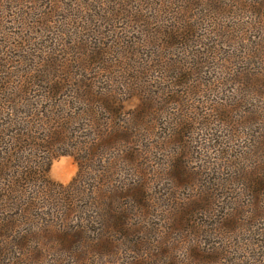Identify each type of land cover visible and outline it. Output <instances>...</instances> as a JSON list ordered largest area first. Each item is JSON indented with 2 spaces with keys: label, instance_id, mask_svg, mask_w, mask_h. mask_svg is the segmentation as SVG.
I'll use <instances>...</instances> for the list:
<instances>
[{
  "label": "rangeland",
  "instance_id": "obj_1",
  "mask_svg": "<svg viewBox=\"0 0 264 264\" xmlns=\"http://www.w3.org/2000/svg\"><path fill=\"white\" fill-rule=\"evenodd\" d=\"M54 83L63 93L39 110L28 107L44 96L15 90ZM85 83L116 93L121 114L91 104L96 112L80 117L97 100L75 92ZM59 100L79 119L67 145L31 152L47 156L50 179L81 178L87 199L100 176L109 175L104 187L141 178L148 216L136 214L118 247L88 257L54 244L68 225L54 202L37 220L4 219L40 194L27 185L4 203L19 175L4 174L3 136L0 264H264V0H4L0 138L22 123L35 131ZM87 243L81 250L92 252Z\"/></svg>",
  "mask_w": 264,
  "mask_h": 264
},
{
  "label": "trees",
  "instance_id": "obj_2",
  "mask_svg": "<svg viewBox=\"0 0 264 264\" xmlns=\"http://www.w3.org/2000/svg\"><path fill=\"white\" fill-rule=\"evenodd\" d=\"M3 6L4 0H0V10L1 8L3 9ZM35 88L40 89L35 90ZM24 89L25 90H23L21 86L17 87L15 90L18 92V95L37 92L45 97V99L37 104V107H28V109H32V111L39 110V107H41L39 105L42 103L51 105L53 101H51V104H49L48 101L53 100L54 97H58V95L64 91L58 83L47 86L39 85L35 86L34 89L29 85L24 87ZM75 92H79L81 96L97 99L96 102L92 100L91 103L90 101L86 103V107L89 106V108L78 110L80 117L83 116L81 114H86V112H96L93 110L94 107H92L91 104L98 105L103 112L110 115H120L123 110L121 102L117 99L116 93L113 95L108 91L105 92L99 87L93 86L91 83L82 84V87L77 90L75 89ZM63 101L64 102L58 101L54 108L55 112H53L54 104L49 108V113L53 116L48 119L40 118L39 125H35L34 127L35 131L28 130V128L26 129L25 124L22 123L24 128L20 127L18 130H14L17 131V133L14 134L12 133L14 131H9V129H7V132H4V135L1 136L0 139L4 136L3 140L5 144L8 141V145L5 147V155L3 153L7 160L4 164V174L9 177L11 175V169H13V175H19L15 180L17 186L14 188L8 186V188L4 189V203L5 199L8 200V198H6L7 195H17V197H19L18 194H23V191L28 189L26 188L27 185L36 187V192L40 194L36 197L33 196L29 202L25 201V204H21L19 207L15 208L16 211L14 213H4V219L6 218L5 216L9 219L14 218L15 215V218L20 217L23 221L28 219V216L33 220H37L36 218H42L44 216V207L49 203L52 205L54 202L52 206L56 207V212L63 216V220L68 221L66 227L63 226V229L56 231V236H53V238L56 237L54 244L64 246L66 248V253H76L84 255V257L106 255V253H109L107 249L115 248L116 245L118 247L120 243L125 242V240L131 237L133 232L132 228H134L136 224L134 223L136 214L140 215V217L144 216V218L146 215L148 216V198L146 196L147 183L141 178L138 180L126 178L121 181L117 179L113 186L104 187L102 185L103 177L109 178V175H103L100 176L98 182L92 185V189L90 190L91 196L87 195L86 199V197H83V194H85V187L81 184V178H75L72 183L67 186L53 182L48 175L51 163L46 158L47 156L45 157V154L41 155L37 152L36 154H31V152L33 150L35 151V149L39 150L43 148L50 153V150H54L58 146L62 147L63 145H67L65 144L67 141L74 139L71 134V128L78 121L79 117H77L75 113L71 112L70 114L66 112V108L63 104H65L67 100ZM99 140H104V148L109 145L106 141L104 130L100 132ZM13 141L18 142L16 146L13 144ZM41 142L43 147L40 146ZM31 146H33V149H31ZM27 149H30L28 153L25 152ZM97 149L104 150L100 148ZM49 153H46V155ZM66 155L72 156L75 160L78 159V156L75 154H63V156ZM91 157H93V155H91ZM77 161L81 164L79 160ZM19 164V168H22V170L18 171L16 168ZM95 167L97 172L101 171V169L97 168V165H95ZM5 180L6 178H4V181ZM262 184L264 187V178ZM78 203L80 205H78ZM86 209L97 211L92 212L93 216H91ZM74 213L79 214L73 221L71 215ZM49 214L50 213H47L46 215ZM87 215H89V218H87ZM95 216L98 217L99 220H102L99 227H96V229L88 225L91 217ZM85 222L87 223L86 225ZM6 227L7 223L4 222V228L2 227V229H4L5 233L7 230ZM23 236L24 235H22V239ZM88 241L93 242L90 246L92 252L81 250V247L87 248ZM72 250L77 251L69 252Z\"/></svg>",
  "mask_w": 264,
  "mask_h": 264
}]
</instances>
